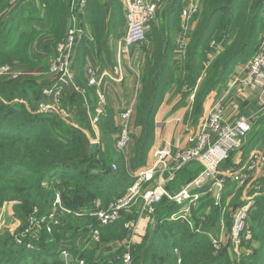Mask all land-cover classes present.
Returning <instances> with one entry per match:
<instances>
[{"label":"trees","instance_id":"trees-1","mask_svg":"<svg viewBox=\"0 0 264 264\" xmlns=\"http://www.w3.org/2000/svg\"><path fill=\"white\" fill-rule=\"evenodd\" d=\"M10 1L0 0V55L3 58L2 62L14 67L15 59L19 58L18 55L30 56L34 45L32 39L34 35H30L29 32L35 28L41 34H43V29L48 30L49 33L44 35V40L48 42L49 49H53V55L55 56L56 44L53 45L51 34H58L59 29H64L68 15L66 6L62 5L64 0H38L42 13H38L36 10L38 3L35 5L30 0ZM179 1L170 0L168 2L167 15L172 12V21ZM93 3L91 1L87 3L84 9L85 12L81 14V22L89 23L95 43H93L94 41L88 42L84 38L85 36H82L78 41L80 46L78 49L76 46L72 61L75 79L81 86H87V79L85 78L86 57L94 53L93 51L96 48L105 51L109 38L117 35L114 29L126 26V19L123 14H121V17H115L117 11L109 12L105 6L96 7L97 2L94 0ZM228 5L233 8L237 4L235 0H227L226 3L219 4L217 9L226 10L227 7L224 6ZM252 6V9L242 14L240 24L229 20L228 23L230 24H226L223 31L218 35L217 40L222 41L224 49L228 47V40L232 39L234 42L229 53L223 59L222 74L228 77L224 79L220 76L214 78L207 91L218 90L223 86L231 76L230 74L233 75L236 64L239 62L245 64L257 49L259 42H256L254 37L259 26L263 24L264 27V22L261 21L264 0H253ZM181 10L182 5L177 9L176 22ZM23 19L26 22V26L22 29L23 32L17 38L11 40L6 28L12 29L13 27V29L18 30L20 28L19 24L24 23ZM168 19H165V21L168 22ZM207 26L208 22L197 31L194 41L196 44L191 48L192 53L196 51L195 47L201 43L199 39H202V36L205 35ZM163 28L159 34L157 32L156 48L153 53V60L160 64L162 70L152 76L148 75L147 80L142 82V85L137 89L139 95L133 110L135 113L134 127L141 129V131L139 137L133 142L131 160L136 167L145 164L155 129L153 118L158 103V86L163 82V71L167 69L169 64L168 56L174 54L173 50L175 49V43L170 39L169 32L167 29L164 32ZM209 39L205 40V45L202 43V45L197 46L198 50L201 48L202 54H205L208 50ZM8 42H11V44ZM253 46L255 47L252 51L244 53L246 48ZM13 57L16 58L13 59ZM191 75L192 70H190ZM49 76V82H38L33 79L34 77L15 78V80L0 78V175L5 171L12 170L14 173L19 172L21 176L16 180L17 185L5 188L6 192L15 195L16 199H22L26 209L31 210L37 206L38 211L48 214L53 209L55 192H58L63 207L74 211L93 207L95 202L93 197L96 193H93L92 190L95 188L96 190L100 188L97 191L99 196L96 198L101 201H103L104 195L108 198L113 196V199L120 197L122 193H117L116 183L118 180H122V176L117 174L121 168L115 172L111 163H109L116 161L115 159L112 160L114 158L111 155L112 150L107 146L109 143L113 146L114 141L106 139L107 134L108 137H113L117 131L118 133L120 131L116 127L114 112L107 109L99 117L98 125L101 136L97 145L98 150L95 154H89L90 142L86 133L82 130V128L89 129L91 127L85 110L79 112V124L82 126L80 128L65 124L55 115L32 114L23 103L19 101L12 102L16 98L24 99L28 102L31 110L36 108L38 103L45 99L42 96V89L49 86L53 81L52 76ZM87 88L88 93L95 89L90 86ZM65 95H68V97L65 98ZM62 97L63 105L69 104L75 109L76 105L83 102V96L75 91L72 86L65 89ZM195 104L201 105L202 101L196 100ZM4 139L10 144L4 143ZM17 140H20V143L15 145L14 141ZM236 150L231 151L222 164L229 161L230 155ZM122 159V157H118L116 162L120 164L119 162H122ZM222 164L220 167H222ZM44 182L51 189L45 190L43 188ZM114 192L116 194H113ZM3 193V189L0 190V200L4 195ZM211 199L212 197L207 201L212 211L209 217L204 213L205 205L197 209L194 208L195 224L196 226L198 224L203 225V230L201 227H199V230L189 229L179 220L171 221L169 216L177 211L178 205L176 203L174 205L167 204L166 207L162 205L163 210L168 213L167 216L156 219V223L150 232L149 241L144 242L142 245L144 251L142 254L133 256L132 264L133 260L137 262L139 259L141 260L140 264H230L228 245L225 244L221 250L216 252L209 240L210 236L207 228L210 225L206 226L205 222H207V218H210L212 223L220 216L211 205ZM250 210L247 221L248 227L252 232V240L259 241L260 245L252 254L243 255L240 262L241 264H264L263 255L260 253L256 255L259 250L264 251V195L257 197L254 208L251 207ZM201 218H204V220H201ZM107 226L103 230L101 229V232L105 231ZM28 240L27 237H24L22 243L14 242L17 245L14 251L12 247L7 246V253L0 258V264H47L42 258V253H45L44 250H39L36 247L29 249L27 246ZM16 249H18V252H16ZM89 251L94 254L96 251L95 246L89 248L86 252ZM77 257L83 260L84 253L81 252ZM178 259H180V262L177 261ZM112 263L111 260H107V264Z\"/></svg>","mask_w":264,"mask_h":264},{"label":"rangeland","instance_id":"rangeland-1","mask_svg":"<svg viewBox=\"0 0 264 264\" xmlns=\"http://www.w3.org/2000/svg\"><path fill=\"white\" fill-rule=\"evenodd\" d=\"M30 1L35 3L36 5L38 0H30ZM89 1L93 3V0H84L83 4H81V0L63 1L62 5L66 6V11H68L67 21L64 25L63 30L59 29L58 34H51V40L54 46L55 44H58L63 41L68 31V26L70 25L72 19L75 20L76 26L78 28H83L84 23L81 22L82 21L81 14L85 12L84 9ZM94 1L97 2L95 5L96 7L103 5L107 10H109V12L117 11L115 17H121L122 8L124 10V6H125L124 5L125 0H94ZM152 1H156L157 10L154 17L150 20V22L147 25L148 26L147 40L145 44H143L139 48L138 45H134V47H131L129 51L130 57L125 58L128 61H130V63L127 62L129 68L127 71L128 76L126 77V73L124 74L123 72V77L128 78V82L130 85L129 88H131L130 89L131 93L134 92V90L137 91V89L142 85V82L147 80L148 75L152 76L162 70V68L160 69V64L157 63L155 60H153V53L156 48L155 42L157 41V32L159 34L162 28L164 27L163 31L166 32L167 29L170 35V39L173 40L174 42L176 33L179 30V26L177 28V25H179V20H180V13H179L178 21L176 22L177 9L181 5L183 8L184 5H186L187 2L190 0H180L178 2V6L176 7L177 9L174 12L175 14H173L174 15L173 21H172V12L169 13V15H167V5L170 0H152ZM194 1L197 3L199 8L190 22L191 29H190L189 37H187L186 40L187 44L185 50L181 51L180 53L179 52L176 53L175 52L176 48L174 46L175 48L173 50L174 54H170L168 56L169 64L167 69L163 71V76H162L163 82L158 86V103L156 109L157 111L160 106L164 108V106L169 105L170 107L169 103L172 102L175 103L173 108L178 106L186 107L185 105H187V103L189 102L190 105L187 108L188 111L183 120L182 127L192 128L193 133L196 130L195 127H197L198 121L203 119L204 115L208 110L207 109L208 106H206V102L214 94L213 91L210 92L207 91V89L212 84L211 82L213 81L214 78L218 76L223 77V79L228 77L227 75L222 74L223 72L222 67L224 65L223 59L229 53V50L231 49L234 42L232 39L228 40L229 41L228 47L224 49L222 46V41L217 40L218 35H220L221 31H223L226 24L227 25L230 24L228 23L229 20L235 21L236 24H240L239 22L241 20L242 14L244 12L246 13L253 7L252 6L253 0H235L237 4L236 6H234L233 8L232 7L230 8L229 5L224 6L227 7V9L221 11L220 9L219 10L217 9L218 5L222 3H226L227 0H194ZM217 1L220 2L218 3ZM124 15H125V11H124ZM165 19H168V22H166ZM23 22L24 23L19 24L20 28L18 30L13 29V27L12 29L6 28V30H8L10 34L9 38H11V40H14L19 36V34L23 32L22 29L26 26L25 24L26 22L24 21V19ZM207 22H208V26L206 33L204 36H202V39H199V42H201L200 43L201 45L202 43L205 45L206 44L205 40L210 38L209 39L210 42L208 44V50L205 52V54L204 53L202 54L201 48L198 50L197 47L200 45L199 44L195 47L196 51L195 52L193 51L192 53L191 48L195 46L194 44H196L194 42L196 39L195 35L198 33L197 31L201 28V26H204ZM85 23L89 26V23L87 22ZM85 29L87 31V26L85 27ZM61 31H63V33H61ZM114 31L117 32L116 33L117 35L109 38L106 50L101 51L96 48V50H94L93 52H97V53L95 54L92 53L93 56L101 54V59L99 60V64H106L109 66L113 65L111 64V62H113L114 56H116L118 53L117 41L119 40L120 37L124 35L126 28L120 26L119 28L116 27ZM29 34L34 35V37H32V39L34 40L32 52L30 56L28 55L23 57L20 54L18 55L19 58L17 59L15 58L18 56H16L15 58L13 57V59H15V65L13 69L21 72V74L17 77L18 79L34 77L33 79L38 82L41 81L49 82L50 74H48V67L50 64L49 62L54 56L53 49L52 50L49 49L50 46H48L49 45L48 42L44 40L45 34H41L37 32L36 28L31 30ZM263 35H261L259 39L260 41L257 46V49L262 41L261 39ZM211 42H213L212 45ZM8 43L11 44V42ZM93 43H95V41ZM255 46L246 48L244 53L245 52L248 53L252 51ZM122 54L120 55V61L122 64H124V61H122L123 59ZM2 61L3 58L2 55H0V62H1L0 64H4V62ZM191 62L192 64H190ZM239 64H242V62H239ZM190 67H192V69H190ZM190 70H192L191 76H190ZM4 78L8 80H14L8 76ZM238 85L242 89H248L252 91L256 89H259L260 91L264 90L260 88L251 89L249 87H244L240 84ZM84 86L86 88L85 95H88L89 94L87 88L88 86L86 85ZM116 90H117V94L115 95L118 96L114 97L115 95L113 96L112 93L109 94L113 101H116L119 99V97L123 96L121 95L120 92L121 90L120 86L116 88ZM112 91L115 93L114 89H112ZM135 94H138V92H136ZM165 98H170V99L165 101L164 100ZM196 100L202 101V104L201 105L195 104ZM134 114L135 113L132 114L133 117L130 118L128 122V129L130 131L131 138L129 142L125 145V147L119 148L116 145L119 136L118 131L113 136L115 139L113 137H108L109 136L108 134L106 135L107 140L110 141V139H112L114 141L113 146L111 145V143L107 145L110 148V150H112L111 155L114 156L112 160L115 159L117 161L118 157L123 158L122 162H119L120 164H118L116 161L109 162L111 163V166L115 172H117L121 168L117 172V174H119V176H122L121 177L122 180L120 181L117 179L118 182L116 183V189H117L116 191L118 194L122 193L121 196L127 194L129 188H131L133 184L137 182L135 175L139 170H143L145 166L144 164L136 167L131 162L133 155L132 145L135 139L139 137L141 131V129L134 127ZM155 117L156 115L153 118L154 123H155ZM117 122H118V117H116V127L120 129L121 119H119L118 123ZM89 129L87 130L90 132V134L93 133L95 134L96 132H98L99 138L97 141H99L101 136L99 125L96 124L95 130L93 129L89 130ZM248 133L249 132H247V134ZM243 140L244 139L242 138L241 141ZM19 141L20 140L14 141V144L17 145V143H20ZM6 142L7 140L4 141V143ZM89 142L91 144L94 143L95 141H90L89 139ZM96 143L98 145L99 142ZM151 144L152 142L150 143L148 153L152 148ZM113 166H116V168H114ZM200 169L202 170V165L200 162H197V165L193 169V173L199 172ZM58 175L60 176V173ZM174 176L176 175H173L170 178H173ZM18 177H21L19 175V172L14 173V171L12 170L5 171L0 175V190L3 189L4 192L3 193L4 195L0 200V258L6 255L7 246L12 247L14 251V249L17 248V245L14 244V242L20 244L23 242V238L27 237L29 239L27 241L28 242L27 246L29 249H34L33 247H36L37 249L39 248V250H44L45 253L44 254L42 253V258L47 264L50 263L73 264L75 262L78 264H107V260H111V262H113L112 264H121V258L123 257V254L127 251L130 237L133 236L134 239V241L130 245L131 248L130 253H131V257L133 258L134 255L140 253L142 254V252L144 251L142 250L143 249L142 245L144 242L147 243L149 241L151 235L150 232L152 231L151 228H153L152 227L153 222L154 221L156 222V219L158 220L166 216V214H168L166 213V210H163L162 207V204L164 203L165 200L161 199V201L157 202L155 205V212H154L155 219L153 220V218L150 217L151 224L150 225L148 224V215L147 213H145L143 209L144 201L140 197V195L144 191H146V181H142L141 187H139V192L136 195L138 198L132 201L133 204L131 206L122 209L120 218L117 221L109 223L110 225L107 224L108 225L107 228L105 229V231H102L103 232L102 233L101 229L103 230V228L106 227V225L104 227L98 225L99 221L97 220V215H95L94 212L96 213L100 209L106 208L110 202L121 198V196L113 199V196L112 197L109 196L108 198V196L104 195L103 201H101L100 199L96 198L99 196V193L97 191H99L100 188L98 190H96L95 188L94 190H92L93 193H96L94 195L95 197H93L94 198L93 200L95 201V202L93 201L94 202L93 207L91 208L87 207L86 210L85 209L83 210L82 208L80 209V211H74V210H67V208H64L61 203L60 208L54 211L55 217L52 220L48 213L38 211L37 206L31 210L26 209L24 205V201L22 199L20 198L16 199L15 195L6 192L5 188H11L10 187L11 185H17L16 180L18 179ZM157 178L158 176L156 175L154 181L153 180L150 181V184L148 185L149 188L153 187V185L157 181ZM245 185L246 184L244 182H241L240 184L228 183L223 188L219 199L213 198L210 200L211 205L213 206L214 210L220 214L219 217H222V222L225 224L226 227L229 226L230 228L236 209L243 204V198L241 197L240 191ZM252 185L254 184L252 183ZM43 188L45 190L51 189V187L47 185L46 182H44ZM248 191L251 193L253 190L249 189ZM56 194H58V192H55V195ZM113 194H116V192H114ZM165 198L166 197H164L163 199ZM175 203L176 202H172L171 204L174 205ZM88 215L90 217H86ZM145 219L147 220V222L145 221ZM95 229H98L99 232L98 235H96V233L94 232ZM226 238H227V234H225L224 238H222L223 242H225ZM251 243L249 246L250 248L242 252L240 259L242 258L243 255L252 254L255 249L257 250L259 248L260 245L259 241H257L256 243L257 245ZM94 246L96 249L94 254L91 251L86 252L87 250H89V248L91 249ZM17 250L18 249H16V252H18ZM63 251L66 252V255L62 253ZM81 252L84 253L83 260L85 261V263L82 259H79L77 257ZM259 253L263 255V259H264V251L259 250V252L256 255H259ZM240 259L237 262H231V260H229V262L230 264H241ZM177 261L180 262V259H178ZM140 262H141L140 259L137 262L136 260H133V264H140Z\"/></svg>","mask_w":264,"mask_h":264},{"label":"built area","instance_id":"built-area-1","mask_svg":"<svg viewBox=\"0 0 264 264\" xmlns=\"http://www.w3.org/2000/svg\"><path fill=\"white\" fill-rule=\"evenodd\" d=\"M84 0H81V4ZM126 31L122 37L117 41L119 56L129 54L130 48L134 45L145 44L147 40L148 23L156 13V1L152 0H125L124 1ZM198 5L194 0H190L182 8L180 12L179 30L176 33L175 52L180 53L185 50L186 40L189 37L191 25L190 22L193 16L198 11ZM84 35V29L76 26L75 20L72 19L68 26V31L62 42L56 44V54L49 62L48 74L52 77V83L42 89V96L45 98L39 102L36 108L28 111L33 113H41L48 115H55L65 124H70L76 127L74 122V107L71 105H63L62 95L68 86H72L75 91L84 95L86 93L85 86H81L75 79L73 70V57L76 47V42ZM258 49L255 50L250 60L242 65L241 71L234 73L232 77L233 84H240L251 89H264V35L261 39ZM213 42H211V45ZM121 53V54H120ZM122 73V63L118 59L117 65L114 67L112 77L120 78ZM21 74L20 71L13 69L10 64H0V78L10 77L17 78ZM103 75L108 73H98V70L93 66H86L85 78L87 79V86L95 88V94L99 102L105 100V95L101 88ZM264 91V90H263ZM23 102V100H19ZM133 108L125 106L120 111L121 127L116 145L120 148L125 147L129 142L131 136L128 129V122L133 114ZM100 113V111H98ZM99 114L91 118V128L96 129L98 124ZM252 128L251 117L241 115L234 123H229L224 116V110L217 104L208 108L203 119L199 121L197 129L189 137V145L184 148H175L172 144L165 143L163 146L155 147L153 150V165L139 170L135 175L137 182L129 188L127 194L121 196L108 204L104 209L94 212L97 215L98 225L104 227L105 225L117 221L121 216V211L125 207L133 204L141 187V182L154 181L155 176L158 180L152 188H146L140 197L144 201L143 209L148 216L153 217L155 212V205L164 197L170 201L176 202L179 209L173 212L169 218L171 221L179 220L188 226H193L192 215L193 206L200 199L199 189L208 181H212L217 188H221L226 176H220V166L222 162L228 157L231 151L238 149L241 145L242 138ZM98 140V139H97ZM97 140H93L98 142ZM245 169L247 171H254L264 167V154L256 151L249 158ZM196 161L202 165V170L198 173L188 185L176 192H168L165 183L166 177H172L177 171L181 170L189 162ZM116 168V166H113ZM236 179L243 182L244 174L229 173ZM254 201L251 198L236 209L233 216L230 231L227 234L225 242L222 237H216L209 234L211 245L216 252L221 250L225 244L228 245L229 256L231 262H237L240 259L242 252L248 250L252 242V232L248 227V217L250 209ZM61 206L59 195H55L53 210L49 213L51 219H54V211ZM93 214V215H94ZM97 228V227H96ZM96 235L99 234L98 229L94 231ZM134 241L133 236L130 237L127 251L121 258V264H132V257L130 253V245ZM223 246V247H222ZM66 255V252L63 251Z\"/></svg>","mask_w":264,"mask_h":264},{"label":"crops","instance_id":"crops-1","mask_svg":"<svg viewBox=\"0 0 264 264\" xmlns=\"http://www.w3.org/2000/svg\"><path fill=\"white\" fill-rule=\"evenodd\" d=\"M28 1V0H26ZM10 2H13L11 0ZM38 3V2H37ZM41 5L38 3L36 5V10L38 13L41 12ZM26 11V10H25ZM124 11L122 8V14L124 15ZM27 14V12H25ZM264 11L262 13V18L261 21L264 22ZM87 26V31L85 27ZM84 29V35L83 37L88 40V42H93V33L92 28L88 26L86 23L83 25ZM48 30L43 29V34H47ZM264 34V27L263 24L259 26V29L257 33L255 34L254 40L259 42L261 35ZM81 39V38H80ZM79 39V40H80ZM78 40V41H79ZM76 42L77 49L80 45H78L79 42ZM139 48V46H138ZM76 49V47H75ZM97 52H94V54ZM130 54L123 55L122 61H124V64H122V73L120 75V78H115L112 77L114 67L117 65L118 59H120L119 54L117 53L116 56H114L113 64L112 66L106 65V64H99V60L101 59V54H98L96 56H93V54H89L88 57H86V66H93L98 70V73H108L111 77L108 75H103L102 83H101V88L102 91L105 95V100L103 102H99L98 97L95 94V89L93 91L89 92L88 95H82L83 96V102L81 104L76 105V109L74 108V122L77 127L82 128V126L79 124L80 120V110H85L88 115L89 119V124L91 126V118L97 114H99V117L102 116V114L105 113V111L111 110L112 112L115 113V122H116V117H118V122H119V117H120V111L125 107V106H130L134 109L135 103H137L138 100V94H135L137 91L134 90V92L131 93V88H129V82L128 78L123 77V72L124 74L126 73V77L128 76L127 71H128V64L127 62L130 63L125 58H129ZM132 58V56H131ZM116 62V63H115ZM243 64L237 63L235 68H234V73H237V71H241ZM233 73L230 74L228 80L226 83L221 86L217 91H213L214 94L211 96V98L208 99L206 102L207 109L212 106V105H219L223 110H224V116L225 119L229 123H234L239 116L244 115V116H249L251 117V125L252 128L249 131L248 134H246L243 137L242 144L239 146V148L234 151L229 158V161H226L225 163L222 164V167H220V176L225 175L227 180L223 184L221 188H217L216 185L213 184L212 181L206 182L204 186H202L199 191H200V199L196 202L195 206H193V215H192V221H193V226H188L185 224L189 229H198L201 227L203 230V225H197L195 224V211L194 208H198L200 206H204V213L206 216L209 217V215L212 213L210 209V205L208 204V199L212 197L215 199H219L221 192L223 188L228 184V183H234V184H240L241 183V178L236 179L232 175H229V173H235L237 175L244 174L245 179L243 182L246 184L242 190L240 191L241 197L243 198V203L246 201V199L251 198L254 201H256V198L260 195H264V167L254 170V171H247L245 169V166L247 165L249 161V157L255 153L256 151L261 152L264 154V92L260 91L259 89H256L254 91L248 90V89H242L238 84L235 85L232 82V77L235 75ZM120 86V92H121V97H119L118 100L113 101L110 97L109 94L112 93L114 96L117 94L116 88ZM138 87V86H137ZM112 89L115 90V93L112 91ZM118 95H115L116 97ZM65 98L68 97V95L64 96ZM170 98H165L164 100L167 101ZM23 100V102L19 101ZM17 101L23 103L25 107L28 106V102L25 101L24 99H14L12 102L16 103ZM169 105L163 107H159V109L155 112L154 116L155 117V123H154V134L152 138V148L150 149L149 153H147L146 159H145V167H149L153 165V150L155 147L158 146H163L165 143L172 144L175 148H184L189 145V137L193 133L192 128H183V120L185 118V115L187 113V108L189 107L190 103L188 102L186 107L183 106H178L173 108L175 103H169ZM172 107V109H171ZM157 109V108H156ZM100 111V113H98ZM134 113V112H133ZM133 115H131L130 118H132ZM200 121V120H199ZM198 121V123H199ZM117 122V123H118ZM198 125V124H197ZM197 129V127H195ZM194 128V129H195ZM84 133H86L87 137H89L90 141L97 140L99 138L98 132L95 134H90V132L85 128H82ZM197 165L196 161L189 162L187 165L181 169V171H177L174 175L173 178H168L165 176L166 183L165 187L168 192H176L180 189H182L184 186L188 185L191 180L194 179V177L200 173L201 169L199 172L193 173L194 167ZM192 173V174H191ZM158 180V179H157ZM227 183V184H226ZM252 183L254 185H252ZM150 184V183H149ZM146 184V188H149L148 185ZM226 184V185H225ZM155 185V184H154ZM225 185V186H224ZM215 188L217 190L215 191ZM249 189L253 190L251 193L248 191ZM211 196V197H210ZM229 198V196H228ZM165 200L164 203L162 204L164 207L167 206V204H171L174 201H170L167 198L162 199ZM254 204L252 208H254ZM162 206V207H163ZM179 205L178 208L179 209ZM167 216V214H166ZM203 217V216H201ZM153 220L155 217H152ZM147 219V218H146ZM145 221L147 222V220ZM201 220H204V218H201ZM211 219L207 218V222H205L206 226L209 224V228H207V231L209 232L208 234L214 235L216 237H222L224 238L225 234L229 233V226H225V224L222 222V217H219L216 220H213V222H210ZM145 222V223H146ZM155 221L152 224V227L155 225ZM148 224H151L150 221V216H148ZM152 229V228H151ZM253 242L251 244L257 245L256 240H252Z\"/></svg>","mask_w":264,"mask_h":264},{"label":"water","instance_id":"water-1","mask_svg":"<svg viewBox=\"0 0 264 264\" xmlns=\"http://www.w3.org/2000/svg\"><path fill=\"white\" fill-rule=\"evenodd\" d=\"M97 150H98L97 143L94 142V143L90 144L89 149H88V153L89 154H95V153H97ZM216 190H217V188H215V191Z\"/></svg>","mask_w":264,"mask_h":264}]
</instances>
